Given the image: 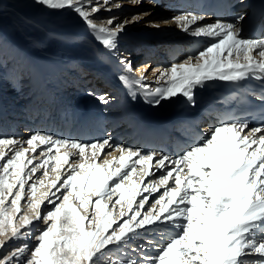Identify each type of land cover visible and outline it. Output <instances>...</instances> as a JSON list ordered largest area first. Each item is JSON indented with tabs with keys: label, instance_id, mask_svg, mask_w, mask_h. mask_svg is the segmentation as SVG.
Wrapping results in <instances>:
<instances>
[{
	"label": "snow or ice",
	"instance_id": "obj_1",
	"mask_svg": "<svg viewBox=\"0 0 264 264\" xmlns=\"http://www.w3.org/2000/svg\"><path fill=\"white\" fill-rule=\"evenodd\" d=\"M36 3L73 9L109 49L117 47V37L128 23L143 18L119 23L113 17L95 23L93 13L122 6L112 0ZM244 19L242 14L234 21L201 25L202 15L175 16L173 22L183 31L209 43L182 62L154 69L155 88L144 72L135 79H120L130 88L138 85L145 99L158 106L177 96L195 104V90L207 82L264 78V39L245 38ZM121 63L133 72L131 61L125 58ZM131 95L135 98L136 92ZM99 99L109 102L106 93ZM138 168L143 173L139 183L133 179ZM154 169H164L158 180L151 179ZM42 187L48 191L37 199ZM155 193L158 197L149 203ZM23 200L27 209L22 211ZM45 202L52 205L46 213L41 210ZM35 222L45 225L34 236L35 246L23 244L0 264H13L21 257L24 264H98L110 245L124 244L138 230L157 225L170 232L155 255L109 264H264V122L249 127L247 120H223L175 157L113 145L111 137L86 143L43 132L27 140L0 136V246L32 236Z\"/></svg>",
	"mask_w": 264,
	"mask_h": 264
},
{
	"label": "bare ground",
	"instance_id": "obj_2",
	"mask_svg": "<svg viewBox=\"0 0 264 264\" xmlns=\"http://www.w3.org/2000/svg\"><path fill=\"white\" fill-rule=\"evenodd\" d=\"M3 1L5 3L7 0ZM257 1L258 0H235L237 3L236 7L243 4H245V6L240 7L231 16L222 15L217 19L214 15L206 14L197 9H190V11H192L191 13L205 17L204 21L199 22L201 25L215 22L216 20L234 21L236 15L243 14L245 15V19L241 22L243 36L251 39H264V19L259 27L258 35H254L250 29L248 30V25H246V21L249 19ZM170 2L177 6L176 8H189V5L187 4L188 0H186V2H183L182 0H170ZM24 13L25 14H22L23 17L30 14H36L35 11ZM184 13H189V9H186ZM70 22L73 21L65 20L64 28L59 30L53 26H46V28L44 27L46 31H43L42 33H40L37 28L31 30V27L28 28L26 25H23V30L26 31L29 29V32H32L35 36L34 39L36 42L31 45H27L23 39V36L26 37V34L20 35L22 25L14 24L13 26V24H11V27L5 26V29L2 32L4 35L1 37L4 38L5 50L8 53H6V57H4L2 50H0V62H3L4 58H9V60L14 58L24 60V67L19 71L26 69L27 66L30 65L29 69L32 68L33 71L29 83V86L31 87H29L30 90L33 89L31 93L37 94V98H39L40 101L44 100L45 102H42V104L40 102L41 105H39V107L32 105L29 109L30 111H27L24 114V118L27 116V120H23V122L27 123L28 121L29 127L31 122H34L35 125L41 121V124L45 125L47 129L49 127H54L52 130L54 135L64 136L65 133V139H70L71 133H74L77 136L76 139H85V141L93 138L98 140L107 135L105 134L108 133L106 131H112L113 138L126 136V138H124L126 141L122 142V145L125 147H131L133 149L140 148L146 152L149 138H154L155 141H157L156 143H158V147L155 148V150L161 149L165 153L171 151L173 153L169 156H175L179 153L176 152V150L180 151L185 148L184 146H186L187 142L192 143L193 140L197 138L195 134L197 128L204 133L207 132L213 124L216 126L222 121L223 112L218 111L220 110L218 108H220L222 102H219L206 94V91H201L198 88L195 90V104L190 103L183 96H177L171 100L162 101L158 106L149 103L145 99L143 91L140 93L136 85L130 88L120 79V77L123 76L125 66L121 63L117 53H115L117 50L109 49L103 45L100 40L96 38L95 32L91 35L89 33L86 34L85 30L82 29L80 25H72ZM167 26L170 28L172 27V30L170 31ZM162 27L165 28L166 31L157 30L153 37L148 36L146 39L145 36V39L141 42L142 44L137 45L136 48L141 49L145 54L147 53V57H155L156 52L163 49L162 47L167 49L166 51L169 53V56H172V54L174 55L177 50L184 51L187 47L192 51L195 49V46L202 42L203 39H207L205 37H196L190 32L183 31L175 22H173V18L165 21ZM193 27H195V25ZM176 28L179 30H174ZM48 30L52 31L51 37L53 36L55 40L51 38L50 44H46L47 50L44 53H49L48 50L52 49L55 53L54 49L58 48V45H56L58 43L57 38H59L57 36L58 33L64 32L63 38L74 41L71 42L74 44L63 46L64 51L62 52V57L60 59H58V57L53 59L45 54L46 56L39 60L40 58L36 55L34 47H42L40 51H43L46 47L44 44L47 41L45 38L48 35ZM124 36H128V34H125ZM79 41L83 42V44L86 42L91 43V45L87 47L89 53L81 52L82 56L85 57L83 59L78 58L76 53L80 47L76 42ZM186 43L187 47L184 46ZM93 45L94 48L91 50L90 47ZM163 55L164 54L161 53L160 56ZM45 62H47L46 67L43 65ZM142 64L144 63H140L139 66ZM56 67H61V69L63 68L68 72H71L74 69L73 73L77 72L76 76L81 75L80 72L86 71L85 78H78L77 83V86L79 85L78 92H80L78 98L80 101H84L83 104L80 102L81 105H79L80 103L76 104L79 106L71 105L70 100L62 101V98H59L58 95L55 94V91L57 90L55 89V82L59 79L56 78L54 81H50L47 73L53 71ZM139 68L140 69L136 72L135 70L133 72H128L127 76L130 79L138 78L141 72H144L145 69L144 65ZM80 79H86L89 84L92 83V85H95L96 87L94 89L91 88V90H89L91 92H89L88 90H85L86 86L84 81L81 82ZM97 84H99L100 87L98 86L97 88ZM94 91L106 92L108 97L114 96L116 101H113L110 106H107L108 103H103L97 96L95 97L96 99L94 98V94L96 93ZM132 91L136 92L135 98L131 95ZM118 106L120 107L119 109L122 110L121 112H111L112 109H115ZM49 107L50 109H48ZM3 108L4 103H2V99H0V122L4 116L6 118L5 122L8 124L7 127H9V124L14 125L13 122L18 119L15 118L14 114L4 115L2 112ZM95 109L101 113V116H98L97 114L95 115ZM107 109H109L108 112H111L110 114L104 111H107ZM216 109L218 110L216 111ZM34 110V113L37 114L35 119L32 118ZM39 113H41V117L39 116ZM43 115L45 116L43 117ZM204 117H208L206 118L207 121L204 122L205 125L202 124L205 120ZM105 118H108V121L110 122L107 125L104 121ZM118 121L122 122L117 124ZM16 123L17 122H15V124ZM66 130H69L70 132L66 133ZM245 131H247V129ZM146 137L147 139L145 140ZM112 141L114 144L116 140L113 139ZM152 152L162 154L160 151ZM129 163H131V161ZM139 178L141 179V177ZM140 179L137 183L140 182Z\"/></svg>",
	"mask_w": 264,
	"mask_h": 264
},
{
	"label": "rangeland",
	"instance_id": "obj_3",
	"mask_svg": "<svg viewBox=\"0 0 264 264\" xmlns=\"http://www.w3.org/2000/svg\"><path fill=\"white\" fill-rule=\"evenodd\" d=\"M97 2L102 3V0H93L94 4ZM5 3L3 0H0V17H1L0 19V50H2L4 57H6V53L8 52L5 50V41H4V38H2L1 36L4 35L2 32L5 29V26L11 27V24H13V26L14 24L22 25L21 34L20 33L19 34L20 35L26 34L25 35L26 37L23 36V39L25 40L27 45L33 44L34 42H36V40L34 39L35 37L34 34L32 32H29V29L26 31L22 29L23 25H26L28 28L31 27V30H33L34 28H37L39 32L42 33L43 31H46L45 29L46 26H53L59 30L61 28H64L65 20H69V21L71 20L73 21V22H70L72 25H77V24L80 25L82 29L85 30L86 34L88 33L90 35L93 34V30L88 27L87 23L83 20V18L71 8L54 10V9L48 8L45 5L36 3V0H7ZM112 3H119L122 6L119 8H111L110 5L105 6L101 8L100 11L93 13L91 15V18L93 19L95 23L103 24L113 17L116 18L115 22H119V23H123L125 20L132 21V18L136 16L143 17L140 20H137L135 22H130L126 25L124 30L117 37V47L114 50H117L115 53H117V56L120 59V61H122L125 58L131 61L132 66H133V71L135 70L136 72L137 70L140 69L139 67H142V65H144V68L145 69L147 68V71L146 73L144 71V74L148 77V82L151 83V86L152 87L154 86L153 88L158 86L155 82L156 74L153 71L154 69H163V68L170 67V65L173 63L182 62L188 56H194L197 53V51L202 50L209 43L207 39H203L202 42H200V44L197 45L198 47L195 46V49L192 51L188 49L187 43H186L184 45L185 47H187V49H185L186 51L177 50L174 53V55L172 54V56H169V53L166 51L167 49L165 47H162L163 49H160L159 52L158 51L156 52L155 57L154 56L152 58L147 57V53L145 54L143 51H141V49L136 48L137 45L142 44L141 42L145 39V36L147 39L148 36L153 37L155 35V32H157V30L166 31L165 28L162 27L165 21L175 16L183 14L186 9H189V12H192L190 11V9L192 8L190 7L189 8L187 7L186 9L174 8L173 7L174 4L172 5L170 0H140L139 3H135L134 0H112ZM32 11H35L36 14L26 15L25 17L22 16V14H25L24 12L30 13ZM144 13H150V15L144 16ZM237 16L239 15H236L235 18ZM216 19H213V20H216ZM115 22L110 27H114ZM210 23H213V22H210ZM156 25H159V27H156ZM167 28L170 29V31L172 30V27L170 28L167 26ZM174 30H179V29L176 28ZM51 33L52 31L48 30V35L45 38V40L47 39V41L44 44V46H46L47 43L50 44L51 38L55 40L53 36L51 37ZM63 33L64 32L58 33L57 35L59 37L57 38L58 43L56 44L58 45V48L54 49L56 54L52 51L53 49L48 50L49 53H44L47 50V46L43 49V51H40L42 47L41 48L34 47V50L36 51V55L40 58L39 60L43 59L46 56L45 54H47L49 57L53 59L55 57H58V59H60L62 57L61 54L64 51L63 46H69L71 44H74V43H71L74 41H70V39L63 38ZM125 34H128V36H124ZM76 44L80 46L78 48V52H76L77 57L80 59L85 58L82 56L81 52L89 53L87 47H89L91 43L86 42L83 44V42L79 41V42H76ZM90 48L91 50H93L94 45ZM161 53H163L164 55L160 56ZM140 63H144V64L139 66ZM23 64H24V60H21L18 58H14L11 60H9V58H4V61L0 62V99H2V103H4V108L2 112L4 115L14 114L15 118L18 119L13 122L14 125L9 124V127H7L8 124L7 122H5L6 118L3 116L2 121L0 122V126H1L0 136L16 137L17 139L23 138L24 140H27L31 134L35 132H43L48 135L57 137L58 135H54L52 133V130L54 129V127H49L47 129L45 125L41 124V121H39V123L38 124L36 123L35 125H34V122L33 123L31 122L30 127L28 126V121L27 123L23 122V120H27V116H25L24 118V114L27 111H30L29 109L31 108L32 105H35V107H39V105H41L42 102H44V100L40 101V99L37 98L38 96L37 94L31 93L33 89L30 90L31 87L29 86V83H30L33 71H32V68L29 69L30 65H28L26 69H22V71H19L22 67H24ZM46 64L47 62L43 63L45 67H46ZM56 68L53 71H50L47 73L48 79L50 81H54L56 78L59 79L57 80V82H55L56 84L55 89H57L55 91V94L58 95L59 98H62V101L70 100L71 105L79 106L81 105L80 102H82L83 104L84 101L83 100L80 101V99L78 98L80 92H78L79 85L77 86V83H78V78H85L86 71L80 72L81 75L83 74L82 76L81 75L76 76L77 72L73 73L74 69L71 72H68L67 70L63 68L61 69V67L60 68L58 67L57 69ZM123 75H128V72L126 71V69L123 70ZM80 80L81 82L84 81V84L86 86L85 90L89 91L91 90V88L94 89L96 87L95 85L93 86L92 83L89 84L88 80L86 79L85 80L80 79ZM98 86L100 87L99 84H97V88ZM136 86L139 92L141 93V91L143 90H141L138 85ZM94 92H96L95 94L93 93L95 95L94 98L96 96L99 98L101 95H104L106 93L103 91H94ZM108 98H109V102L107 106H110L113 103V101H116L114 96H110ZM76 104H79V105H76ZM50 107L48 109H50ZM119 108L120 107L118 106L117 108L112 109L111 112L113 113L121 112L122 110ZM104 111L107 112L108 114L111 113V112H108L109 109H107V111L106 110ZM34 112L35 110L32 113L33 114L32 118L35 119L37 117V114H35ZM94 113L95 115L97 114L98 116H101V113L96 111V109L94 110ZM39 116L41 117V113H39ZM44 116L45 115H43V117ZM108 120H109L108 118H105L104 120L106 125L110 123ZM206 121L207 120H205L204 122ZM15 122L17 123L15 124ZM121 122L122 121L120 122L118 121L117 124ZM204 122H202V124L205 125ZM212 127L213 126H211V128ZM252 127H256V126H252ZM65 132L67 133L70 131L66 130ZM106 132H108V133H105L107 135L101 137L98 140H103L108 137H111L112 138L111 141L113 139L116 140L113 145H117V144L122 145V142L126 141V139H124L126 138V136L124 137L118 136L117 138H113L112 131L111 132L106 131ZM65 135L66 134L64 133V136L62 135L58 137L61 139H65L66 138ZM79 140L86 142L85 139H79ZM86 143H90V142H86ZM24 146L27 147L26 144ZM188 146L181 149L180 151L176 150V152H179L178 155L183 150H185ZM42 148L43 146H41V148H38L37 152L41 151ZM106 150L112 151L111 148H106ZM5 151H7V149H5ZM152 151H157V152L160 151L162 154L168 155V156L172 155L173 153L171 151H169V153H165L163 150L161 149L155 150V148H153ZM113 155L118 157L120 153L118 151H114ZM175 156H172V157H175ZM109 159H111V157H109ZM49 167H51V165H49ZM154 171H155V174L151 177L152 180H158L159 177L164 173V169H159V170L154 169ZM40 175H41V172L38 171L36 173V176H40ZM54 176H55V173L50 172V178H54ZM142 176H143V173L138 168L137 173L133 176V179L138 181L140 179L139 177H142ZM47 180L48 178H45L46 184H47ZM162 190L163 189H161V191ZM45 191H48L47 187L39 188L37 191V199L41 198L43 192ZM158 195L159 193L153 194L149 200V203L154 202V199L157 198ZM147 207H148V204L145 205V210L147 209ZM21 208H22V211L27 209L26 200L21 201ZM51 208H52V205L45 202V204L42 205L41 210L42 212L46 213ZM143 211L144 210H142V213ZM29 215H33V213L29 211ZM44 227L45 225L42 222H35L34 227L32 228V233H33L32 236H29L27 238L21 237L17 239L8 240L6 242V246H0V259H2L5 255L10 254L15 249L22 247L23 244L25 243L29 245V248L34 247L35 244L37 243L36 240L34 239V236L38 235L39 230L43 229ZM169 232H170V229L164 227L163 225L149 227L146 230H138V234L131 237L126 243L110 245L107 249V254L104 257L100 258L98 264H109L110 261L111 262H116V261L122 262L126 259H131V258H135L136 260L142 261L143 257L145 256L155 255V248L159 246V243L162 241V239L167 238V233ZM26 255L27 253H25V256ZM13 264H24V258L21 257L19 261H14Z\"/></svg>",
	"mask_w": 264,
	"mask_h": 264
}]
</instances>
